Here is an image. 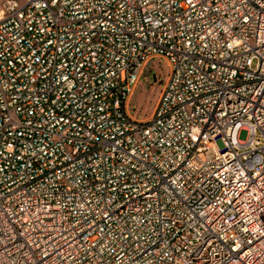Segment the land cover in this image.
<instances>
[{
  "label": "built area",
  "instance_id": "obj_1",
  "mask_svg": "<svg viewBox=\"0 0 264 264\" xmlns=\"http://www.w3.org/2000/svg\"><path fill=\"white\" fill-rule=\"evenodd\" d=\"M0 264H264V0H3Z\"/></svg>",
  "mask_w": 264,
  "mask_h": 264
},
{
  "label": "rangeland",
  "instance_id": "obj_2",
  "mask_svg": "<svg viewBox=\"0 0 264 264\" xmlns=\"http://www.w3.org/2000/svg\"><path fill=\"white\" fill-rule=\"evenodd\" d=\"M168 73L169 67L163 58H154L146 65L129 101V112L134 117L146 119L152 115ZM247 137L246 130L241 129L238 132L240 140H246Z\"/></svg>",
  "mask_w": 264,
  "mask_h": 264
},
{
  "label": "water",
  "instance_id": "obj_3",
  "mask_svg": "<svg viewBox=\"0 0 264 264\" xmlns=\"http://www.w3.org/2000/svg\"><path fill=\"white\" fill-rule=\"evenodd\" d=\"M154 80H155V77H154Z\"/></svg>",
  "mask_w": 264,
  "mask_h": 264
}]
</instances>
